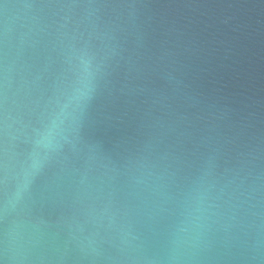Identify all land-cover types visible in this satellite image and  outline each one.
Wrapping results in <instances>:
<instances>
[{"label": "water", "instance_id": "water-1", "mask_svg": "<svg viewBox=\"0 0 264 264\" xmlns=\"http://www.w3.org/2000/svg\"><path fill=\"white\" fill-rule=\"evenodd\" d=\"M0 264H264V0H0Z\"/></svg>", "mask_w": 264, "mask_h": 264}]
</instances>
